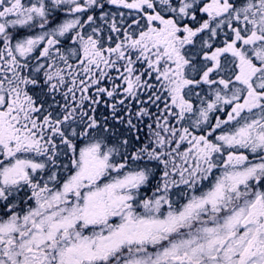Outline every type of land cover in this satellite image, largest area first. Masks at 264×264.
<instances>
[{
  "label": "snow or ice",
  "instance_id": "1",
  "mask_svg": "<svg viewBox=\"0 0 264 264\" xmlns=\"http://www.w3.org/2000/svg\"><path fill=\"white\" fill-rule=\"evenodd\" d=\"M0 264H264V0H0Z\"/></svg>",
  "mask_w": 264,
  "mask_h": 264
}]
</instances>
